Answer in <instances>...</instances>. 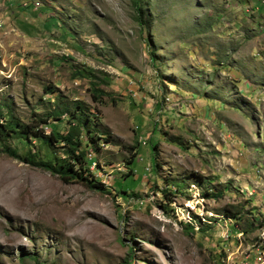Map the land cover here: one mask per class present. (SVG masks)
Returning a JSON list of instances; mask_svg holds the SVG:
<instances>
[{
  "label": "rangeland",
  "instance_id": "rangeland-1",
  "mask_svg": "<svg viewBox=\"0 0 264 264\" xmlns=\"http://www.w3.org/2000/svg\"><path fill=\"white\" fill-rule=\"evenodd\" d=\"M74 101L106 192L0 143V264H264V0H0L4 112L30 124Z\"/></svg>",
  "mask_w": 264,
  "mask_h": 264
},
{
  "label": "trees",
  "instance_id": "trees-1",
  "mask_svg": "<svg viewBox=\"0 0 264 264\" xmlns=\"http://www.w3.org/2000/svg\"><path fill=\"white\" fill-rule=\"evenodd\" d=\"M94 118V114L81 101L55 104V107L49 113L45 116H35L33 122L30 124H24L12 115H9V113H5L4 109L0 106V143L2 152L16 160L45 169L52 174H57L64 183L80 182L90 189L106 192L105 184L95 179L90 172V167L94 162L92 160H90L91 162L88 161V153L82 140L83 134H86L89 141L94 139L91 133ZM63 123H67L66 132H62L61 128H59V125ZM46 127L51 128L50 133L44 131ZM10 139L20 141L37 139L48 148H51L54 144H61L65 148L66 157L44 161L37 160V157L33 154L21 156L16 148L9 145L8 141ZM152 148L154 151L153 163L158 167L157 157H155L157 151L156 144H153ZM134 151L136 152V148H134ZM93 152V155L96 156L95 151ZM139 156V154H133L130 161V174L118 179H133L137 171L134 165L143 162V158H138ZM199 179H203V177L200 176ZM205 180L207 182V178ZM125 187L129 188L128 186H121L119 180H117L112 189L119 194L125 195L126 198L133 197L134 194L133 196L128 195V192L123 189ZM202 194L206 197L223 196L222 192L216 194L210 193V189L202 191ZM223 213L225 217L232 218L237 217L240 212L224 210ZM28 257L36 258L34 255H28Z\"/></svg>",
  "mask_w": 264,
  "mask_h": 264
},
{
  "label": "built area",
  "instance_id": "built-area-1",
  "mask_svg": "<svg viewBox=\"0 0 264 264\" xmlns=\"http://www.w3.org/2000/svg\"><path fill=\"white\" fill-rule=\"evenodd\" d=\"M143 143H145V142H143Z\"/></svg>",
  "mask_w": 264,
  "mask_h": 264
}]
</instances>
